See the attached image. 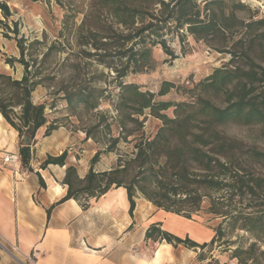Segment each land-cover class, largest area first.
Segmentation results:
<instances>
[{"label":"trees","instance_id":"1","mask_svg":"<svg viewBox=\"0 0 264 264\" xmlns=\"http://www.w3.org/2000/svg\"><path fill=\"white\" fill-rule=\"evenodd\" d=\"M53 1L68 10L60 37L64 36V29H70V34V19L80 11L76 9L83 1ZM245 7L240 0L86 2L81 23L73 30L80 50L70 52L76 60L68 62V55L61 63L62 68H69V74L67 80H61L56 93H62L73 113L79 108L94 113L109 95L107 88L97 85L104 72L95 69L87 76L81 60L93 59L104 65L112 72L108 76L118 89L113 104L121 131L115 136H103L100 127L109 116L105 111L95 112L98 120L85 132L87 138H95L103 148L92 157L84 177L74 165L67 166L63 178L67 193L59 202L97 198L111 189L124 187L131 211L136 206L135 198L142 196L158 208L191 218L209 199L210 212L226 222L225 226L222 222L215 228L210 241L198 244L155 225L149 227L147 238L205 248L226 237L222 242L224 250L230 251V257L238 264H264V149L221 129L229 123L260 125L257 137L264 141V18L239 16L237 11ZM0 9L5 17L11 15L8 4L2 0ZM171 30L181 40L189 33L197 41H207L231 55L228 63L195 84L197 92L190 101L158 100L157 96L175 87L170 81L162 82L155 93L124 80L129 74L155 66L153 46L160 45L171 57L177 56L164 37ZM13 32L20 57H7L6 63H22L24 74L17 79L0 72V113L18 131L19 154L23 165L28 166L31 145L38 132L45 127L42 135L47 136L57 128L53 122L48 124L47 109L55 105L34 102L32 93L44 81L54 79L55 74L51 76L45 71L52 67L51 57L64 46L63 41L52 42L38 61L34 53L42 41L19 38L17 24ZM68 37L64 38L70 45ZM170 108L171 115L166 112ZM146 113L159 120L154 131L144 130ZM105 126L111 131L109 122ZM121 142L132 143L131 149L119 152ZM107 152L118 154L115 164L109 170L96 171L94 164ZM67 154L65 150L57 156L48 155L41 167L64 166ZM237 229L248 236L232 239L229 234Z\"/></svg>","mask_w":264,"mask_h":264},{"label":"crops","instance_id":"2","mask_svg":"<svg viewBox=\"0 0 264 264\" xmlns=\"http://www.w3.org/2000/svg\"><path fill=\"white\" fill-rule=\"evenodd\" d=\"M56 131L42 137L40 130L31 145L33 154L61 153L68 137L57 146L49 140ZM19 138L0 113V237L6 247L18 246L23 262L32 264L26 260L31 255L33 264H209L199 247L148 241L147 231L155 225L204 244L211 238L210 229L145 199L131 211L124 187L93 197L87 205L74 198L59 202L67 193L66 165H53L59 169L57 176L51 165L30 170L22 162L3 163L6 152H19ZM79 173L83 177L87 171ZM0 264L21 263L0 248Z\"/></svg>","mask_w":264,"mask_h":264},{"label":"rangeland","instance_id":"3","mask_svg":"<svg viewBox=\"0 0 264 264\" xmlns=\"http://www.w3.org/2000/svg\"><path fill=\"white\" fill-rule=\"evenodd\" d=\"M2 1L8 4L11 15L8 18L5 17L3 11L0 9V72L10 74L12 77L17 79H20L24 74V66L22 63L16 61L14 62V66L6 63L7 57H20V50L17 46L15 33L13 32L15 24H17L19 29V38L23 37L27 40V42L33 41L35 39L42 41V44L38 46L34 53V56H37L38 61H40L42 52L46 50L47 46H49L54 41H63L64 49L58 53H55L51 57L52 67L45 71V74H50L51 76L55 74L54 79H48L38 85L33 91L32 97L36 103L45 102L47 104L55 105L51 109L49 107L47 109L49 120L48 124L53 122L57 125V128L54 129L57 130L56 133L49 140L56 142L55 145L58 146L59 144L64 145L65 138L68 137V143L65 144L67 145L66 148L61 150V153L65 150L68 152L66 168L68 165H74L77 168L79 175V171L84 172L86 170L88 172L92 157L99 149L103 148V145L95 138H87L85 132L86 127L91 126L98 120V116L95 114V112H97V110L105 111L107 116H109L106 122H109L111 131H108L105 126L106 122H104L100 127V129H102V132L100 133H102L103 136L105 134H108L107 136H115L121 131L120 127L115 121L116 110L113 104V101L116 99L118 89L115 87V82H112L111 77L108 76L109 74H112V72L109 71V69L104 65L98 64L97 62L93 61V59L81 60L83 72H85L87 76L92 74L95 69H97L98 72H104L101 81L97 85L107 88L106 95H109L107 98L101 101L100 106L94 111V113H86L81 108H79L76 113H73L66 106L65 100L61 97L62 93H56V89L61 83V80H67L69 74V68H66L65 66L62 68L60 66L61 63L68 55H71L70 52H78L80 50L74 39L73 30L81 23L83 18V13L81 11L86 9V2L88 0H79L83 1V3H81V5L79 4L77 9H75H79L80 11L76 12L75 17L70 19V28L72 31L69 34L70 29H64V36L61 37L60 32L61 28H63L64 16L68 11L65 7L59 6L53 0L51 3H49L47 0ZM199 1L203 2V0ZM240 1L243 2L246 7L237 11L239 16L246 19L264 18V0ZM66 36H69L68 40L70 45L67 41H65L64 37ZM164 37L166 38L167 44H169L171 48L174 49L177 56L171 57L162 49L160 45L153 46L152 54L153 59L155 60V66L145 72L129 74L124 79L126 82L137 83L140 85L142 90H150L155 93L160 89L162 82H173L175 87L171 88L168 93L157 96L156 98L158 100L174 102L193 100L195 93L197 92L194 89L195 84L205 79L213 72L215 68L221 67L228 63L231 57L229 52L219 51V49L212 47L207 41H197L189 33L184 36L183 40H181V38H179L177 35V32L173 30L165 32ZM76 59L77 57L72 54L68 62H72ZM166 112L171 115L172 109L170 108L166 110ZM143 117L144 116H141V119H143ZM158 124L159 120L148 115L144 130L146 132L154 131ZM44 128L45 127H43L40 132L42 137H45L42 135ZM221 129L227 135L237 137L247 144H255L259 148L264 149V141L260 138L258 139L257 137V135L261 132L260 125L243 126L235 123H229L222 126ZM60 130H62L63 133H59ZM131 146L132 143L121 142L119 145V152L129 151ZM58 152L59 151H57V155H60L61 153ZM48 155L50 154L38 157L35 155V151L34 154L32 152L29 165L26 167H28L30 170H33L34 168L39 170L45 169L41 166ZM117 157L118 154L116 152L102 153L99 157V160L94 164V169L96 171H105L111 169L115 164ZM19 162H22L21 156ZM50 165L53 166L57 164H49L47 167ZM52 168L55 170L51 171L52 175L55 173V175L59 176V169L54 166ZM38 174L41 176L40 172H38ZM92 199L94 198H89L88 200L83 198V205H87V202L91 201ZM144 199L145 198L142 196L136 197L135 209L136 207H141V205L146 203L145 200L147 199ZM210 204L211 202L209 199H206L202 203L200 211L194 213L191 218L188 219L210 229L212 232V238L215 234V228H217V226L222 222L223 226H225L226 222L223 221V217L210 212ZM154 207L156 208L155 205ZM184 226L185 225H181L179 227L184 228ZM229 236L235 240L238 237L246 238L248 235L245 231L237 229L236 231H233V233L229 234ZM225 238L226 237L220 241H217L213 246H206L205 248L199 247V252H201L202 255H206L209 264H238L236 259L230 257V251L224 250L225 245L222 244V242L225 240ZM152 240L153 239H150L148 241ZM247 242H249V240H245V243Z\"/></svg>","mask_w":264,"mask_h":264},{"label":"built area","instance_id":"4","mask_svg":"<svg viewBox=\"0 0 264 264\" xmlns=\"http://www.w3.org/2000/svg\"><path fill=\"white\" fill-rule=\"evenodd\" d=\"M20 161V154L18 152H6L3 155V163L10 164V163H17ZM0 248L8 251L12 256H14L21 264H27L23 262L18 256L17 253L19 252V248L17 245H12L10 248L6 247L0 237ZM26 260L30 263H35V258L31 255L26 256Z\"/></svg>","mask_w":264,"mask_h":264}]
</instances>
